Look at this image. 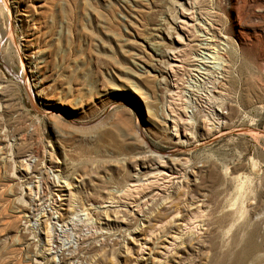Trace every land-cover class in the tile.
Instances as JSON below:
<instances>
[{
    "label": "rangeland",
    "instance_id": "obj_1",
    "mask_svg": "<svg viewBox=\"0 0 264 264\" xmlns=\"http://www.w3.org/2000/svg\"><path fill=\"white\" fill-rule=\"evenodd\" d=\"M0 264H264V0H0Z\"/></svg>",
    "mask_w": 264,
    "mask_h": 264
},
{
    "label": "bare ground",
    "instance_id": "obj_2",
    "mask_svg": "<svg viewBox=\"0 0 264 264\" xmlns=\"http://www.w3.org/2000/svg\"><path fill=\"white\" fill-rule=\"evenodd\" d=\"M250 246H251V247L254 246V243L251 242V243H250ZM248 247H249V246H248ZM251 247H250V248H251ZM240 259H241V258H240ZM240 259H239V260H240ZM239 260H238V261H239Z\"/></svg>",
    "mask_w": 264,
    "mask_h": 264
}]
</instances>
